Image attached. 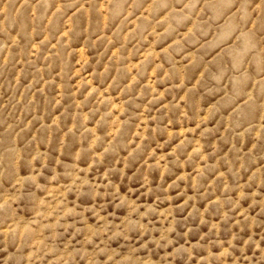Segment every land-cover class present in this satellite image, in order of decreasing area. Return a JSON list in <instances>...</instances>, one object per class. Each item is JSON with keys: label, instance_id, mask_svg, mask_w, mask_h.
I'll return each mask as SVG.
<instances>
[{"label": "rangeland", "instance_id": "obj_1", "mask_svg": "<svg viewBox=\"0 0 264 264\" xmlns=\"http://www.w3.org/2000/svg\"><path fill=\"white\" fill-rule=\"evenodd\" d=\"M0 264H264V0H0Z\"/></svg>", "mask_w": 264, "mask_h": 264}]
</instances>
